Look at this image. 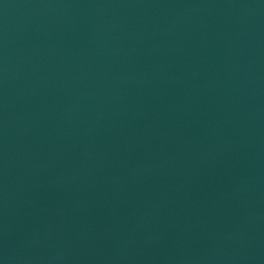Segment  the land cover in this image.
<instances>
[{
    "label": "water",
    "instance_id": "water-1",
    "mask_svg": "<svg viewBox=\"0 0 264 264\" xmlns=\"http://www.w3.org/2000/svg\"><path fill=\"white\" fill-rule=\"evenodd\" d=\"M0 264H264V0H0Z\"/></svg>",
    "mask_w": 264,
    "mask_h": 264
}]
</instances>
